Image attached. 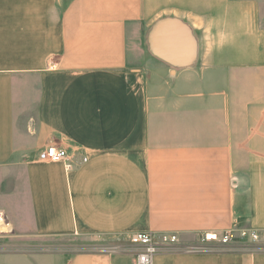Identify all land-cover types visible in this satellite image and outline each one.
Wrapping results in <instances>:
<instances>
[{
    "label": "crops",
    "instance_id": "obj_1",
    "mask_svg": "<svg viewBox=\"0 0 264 264\" xmlns=\"http://www.w3.org/2000/svg\"><path fill=\"white\" fill-rule=\"evenodd\" d=\"M249 1L237 4L246 21L260 16ZM142 3L0 0V210L11 247L135 232L175 233L185 246L234 225L264 232V36L246 62L198 53L199 67L137 83L123 70ZM50 145L68 151L71 169L39 161ZM64 264L133 260L86 251ZM154 264L264 256L169 252Z\"/></svg>",
    "mask_w": 264,
    "mask_h": 264
},
{
    "label": "rangeland",
    "instance_id": "obj_2",
    "mask_svg": "<svg viewBox=\"0 0 264 264\" xmlns=\"http://www.w3.org/2000/svg\"><path fill=\"white\" fill-rule=\"evenodd\" d=\"M255 1L260 16L251 14L246 21L237 4L247 3L250 8L249 0H143V20L129 33L128 59L123 72L130 79L135 77L139 83L150 78L167 77L168 71H172L169 65L154 58L147 50L146 32L154 21L163 17L185 21L197 39L198 53L209 55L212 62H246L254 57L255 35L264 36V0ZM259 23H262L263 31L258 30ZM227 42L229 44L225 45ZM199 56L194 63L196 67L200 66ZM224 66V69L219 70H227V65ZM10 239L0 238V264H64L75 254L116 244L109 238L98 240L74 235L68 238L36 239L19 250L11 247Z\"/></svg>",
    "mask_w": 264,
    "mask_h": 264
},
{
    "label": "built area",
    "instance_id": "obj_3",
    "mask_svg": "<svg viewBox=\"0 0 264 264\" xmlns=\"http://www.w3.org/2000/svg\"><path fill=\"white\" fill-rule=\"evenodd\" d=\"M38 159L43 163H61L66 169L72 167L68 151L52 145L40 151ZM12 234L11 221L5 211L0 210V238L12 237ZM115 243L91 251L110 256L127 255L132 258L133 264H154L157 255L169 252L185 255L259 252L264 256V232L236 225L220 233L203 232L196 243L185 246L179 245V238L175 233L157 236L153 232H135L125 238H119Z\"/></svg>",
    "mask_w": 264,
    "mask_h": 264
},
{
    "label": "water",
    "instance_id": "obj_4",
    "mask_svg": "<svg viewBox=\"0 0 264 264\" xmlns=\"http://www.w3.org/2000/svg\"><path fill=\"white\" fill-rule=\"evenodd\" d=\"M150 54L176 70L194 65L198 56L197 39L189 25L180 18L163 17L146 32Z\"/></svg>",
    "mask_w": 264,
    "mask_h": 264
}]
</instances>
